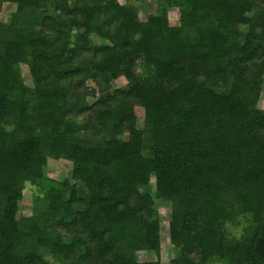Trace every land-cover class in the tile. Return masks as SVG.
Segmentation results:
<instances>
[{"label": "trees", "instance_id": "trees-1", "mask_svg": "<svg viewBox=\"0 0 264 264\" xmlns=\"http://www.w3.org/2000/svg\"><path fill=\"white\" fill-rule=\"evenodd\" d=\"M6 3L0 264H162L161 201L171 264H264V0Z\"/></svg>", "mask_w": 264, "mask_h": 264}, {"label": "rangeland", "instance_id": "rangeland-1", "mask_svg": "<svg viewBox=\"0 0 264 264\" xmlns=\"http://www.w3.org/2000/svg\"><path fill=\"white\" fill-rule=\"evenodd\" d=\"M143 11H141L140 17L146 19L148 15L156 12V0H144ZM15 4L6 3L0 13V20L8 21L9 16L15 11ZM169 20L172 25L179 23V10L173 8L169 10ZM23 75L28 84L32 83L30 72L28 67L23 64ZM115 87L124 86L126 80L124 77L119 78L114 82ZM259 106L264 107V91L261 94ZM131 112L137 116L139 127H143L144 122V109L141 106H132ZM149 133V132H147ZM72 163L68 160L49 159L48 164L44 167L45 172L52 178L63 180L71 175ZM32 190L30 188L25 189L24 198L21 202V213L31 215L35 212L32 206ZM159 211L161 215V253L160 259L162 264H171V260L177 256V249L182 244V241L172 242L169 234V220L171 217V204L169 202H160ZM138 257L140 260H153L159 258L157 255L147 252H139ZM219 264V263H215Z\"/></svg>", "mask_w": 264, "mask_h": 264}, {"label": "built area", "instance_id": "built-area-1", "mask_svg": "<svg viewBox=\"0 0 264 264\" xmlns=\"http://www.w3.org/2000/svg\"><path fill=\"white\" fill-rule=\"evenodd\" d=\"M119 4H126L128 0H116Z\"/></svg>", "mask_w": 264, "mask_h": 264}]
</instances>
